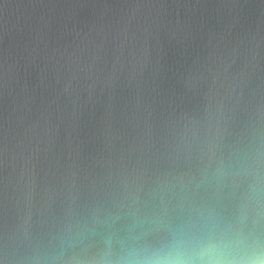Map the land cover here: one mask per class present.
Wrapping results in <instances>:
<instances>
[{
    "label": "water",
    "instance_id": "obj_1",
    "mask_svg": "<svg viewBox=\"0 0 264 264\" xmlns=\"http://www.w3.org/2000/svg\"><path fill=\"white\" fill-rule=\"evenodd\" d=\"M213 226L264 237V0H0V264Z\"/></svg>",
    "mask_w": 264,
    "mask_h": 264
},
{
    "label": "clouds",
    "instance_id": "obj_2",
    "mask_svg": "<svg viewBox=\"0 0 264 264\" xmlns=\"http://www.w3.org/2000/svg\"><path fill=\"white\" fill-rule=\"evenodd\" d=\"M176 245L186 247L192 254L166 257L133 248L113 258L109 241L105 253L87 264H264V237L252 243L243 231L230 227L213 226L199 236L179 239Z\"/></svg>",
    "mask_w": 264,
    "mask_h": 264
}]
</instances>
